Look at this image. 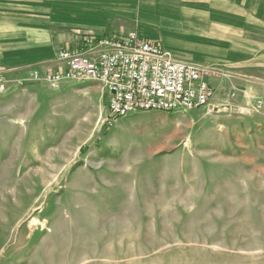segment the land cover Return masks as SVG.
<instances>
[{"label": "rangeland", "instance_id": "1", "mask_svg": "<svg viewBox=\"0 0 264 264\" xmlns=\"http://www.w3.org/2000/svg\"><path fill=\"white\" fill-rule=\"evenodd\" d=\"M44 85L0 107V264H264V83L112 126L99 83Z\"/></svg>", "mask_w": 264, "mask_h": 264}, {"label": "crops", "instance_id": "2", "mask_svg": "<svg viewBox=\"0 0 264 264\" xmlns=\"http://www.w3.org/2000/svg\"><path fill=\"white\" fill-rule=\"evenodd\" d=\"M131 33L208 66L212 106L225 105L233 89L249 97L264 83V0H0V70L10 80L0 107L29 114L46 85L20 88V78L63 72L58 53L88 36ZM13 126L0 122V132Z\"/></svg>", "mask_w": 264, "mask_h": 264}, {"label": "built area", "instance_id": "3", "mask_svg": "<svg viewBox=\"0 0 264 264\" xmlns=\"http://www.w3.org/2000/svg\"><path fill=\"white\" fill-rule=\"evenodd\" d=\"M63 72H33L26 82L45 83L58 89L64 81L99 83L106 100L105 122L148 112H184L211 108L215 92L208 66L183 62L161 45L142 41L136 33L125 38L88 36L78 49L58 53ZM9 83L0 71V95ZM236 93L231 94L235 97ZM261 102H259V106Z\"/></svg>", "mask_w": 264, "mask_h": 264}, {"label": "water", "instance_id": "4", "mask_svg": "<svg viewBox=\"0 0 264 264\" xmlns=\"http://www.w3.org/2000/svg\"><path fill=\"white\" fill-rule=\"evenodd\" d=\"M210 109H211V110H214V109H215V107H214V106H212Z\"/></svg>", "mask_w": 264, "mask_h": 264}, {"label": "bare ground", "instance_id": "5", "mask_svg": "<svg viewBox=\"0 0 264 264\" xmlns=\"http://www.w3.org/2000/svg\"><path fill=\"white\" fill-rule=\"evenodd\" d=\"M182 128H183V127H182ZM160 147H161V146H160ZM208 230H209V229H208ZM208 230H207V231H208ZM208 233H209V231H208Z\"/></svg>", "mask_w": 264, "mask_h": 264}]
</instances>
